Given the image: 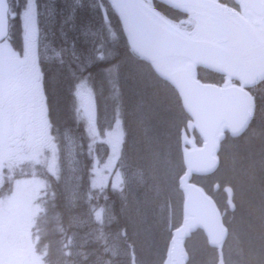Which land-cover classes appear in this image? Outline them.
Masks as SVG:
<instances>
[{
    "label": "trees",
    "instance_id": "obj_1",
    "mask_svg": "<svg viewBox=\"0 0 264 264\" xmlns=\"http://www.w3.org/2000/svg\"><path fill=\"white\" fill-rule=\"evenodd\" d=\"M220 1L236 7L232 0ZM97 3L101 0H83L73 26L63 23L73 0H38L43 90L58 156L55 175L40 166L33 171L45 182L42 210L34 224L36 248L43 253V264H131V258L136 264H156L165 257L158 247L166 245L170 229L179 222L177 178L183 171L179 134L188 116L174 89L129 52L109 6L101 3V8L107 9L102 19V11L95 10ZM23 4L24 0H10L14 10ZM151 5L184 30L193 31L192 21L184 14L155 0ZM19 23L18 19L12 22L11 37L19 32ZM101 54L106 62L94 64L84 75L92 78L97 126L107 127L116 119L122 124L123 140L117 159L122 175L119 190L90 185L93 157L105 152L107 146L88 133L72 95L79 68ZM109 66L114 68V78L101 71ZM197 76L216 84L224 80L222 75L204 68H198ZM249 91L254 97V111L247 128L237 137L225 136L218 152L217 171L198 181L219 207H224L223 199L216 194L220 190L213 194V182H219L218 189L224 181L239 187L241 198L248 201L251 213L257 212L262 222L264 80ZM196 141L200 139L196 137ZM2 182L0 197L9 191L11 179ZM97 208L106 209L99 220L95 217ZM237 233L238 243L230 239V229L224 246L225 264H264L262 235L252 248L240 243ZM215 259L214 249L201 245L188 264H215Z\"/></svg>",
    "mask_w": 264,
    "mask_h": 264
},
{
    "label": "water",
    "instance_id": "obj_2",
    "mask_svg": "<svg viewBox=\"0 0 264 264\" xmlns=\"http://www.w3.org/2000/svg\"><path fill=\"white\" fill-rule=\"evenodd\" d=\"M156 1L192 19L196 31L190 34L173 25L150 0H122L113 12L130 52L175 89L189 116L180 135L182 219L171 231V246L162 264H186L184 240L197 229L208 246L217 248L221 261L227 231L213 198L193 176L214 173L225 134L239 136L252 118L254 98L249 88L264 80V4L233 0L236 10L220 0ZM199 67L221 74L224 80L201 81ZM225 190L230 196V189Z\"/></svg>",
    "mask_w": 264,
    "mask_h": 264
},
{
    "label": "rangeland",
    "instance_id": "obj_3",
    "mask_svg": "<svg viewBox=\"0 0 264 264\" xmlns=\"http://www.w3.org/2000/svg\"><path fill=\"white\" fill-rule=\"evenodd\" d=\"M23 8L24 4L15 11L19 13ZM19 22L22 25L20 19ZM75 107L79 119L83 121L91 137L95 136V141H98L96 138H100L99 141L104 142L107 146L105 152L98 153L96 155L97 158L93 157L91 174L92 187L101 189L110 186L114 189H120L122 186V175L115 168L123 139L120 121L117 119L111 125L99 128L96 124L94 114H92L94 111V102L90 93L79 106L75 100ZM4 125V116L0 115V161L8 159L4 167L9 173L16 172V174H19V177H16L13 182L12 191L8 194L9 197L6 196L0 200V264H43L42 252L36 248L37 235L34 232L33 225L41 210L40 197L44 192V181L34 175L33 171L36 166H40L48 172L56 174L57 146L54 140L50 136H47L44 139L40 138L35 143L32 141L30 144L25 145V147H19L20 151H16L15 155L10 157L7 155L10 146L6 145L7 138L3 132ZM15 144L13 142L12 145ZM24 166L29 168L30 174L23 173L22 169ZM217 183L219 182L217 181ZM221 185V188L228 186L232 190L231 198L227 196L226 192H223V198L221 191L216 192L218 199L220 198L225 201L226 211L224 218L227 222V227L233 232V236L230 239L238 243L235 235V232H238L237 235L241 237L240 243H243L246 247L254 245L259 235H262L264 243V218L260 216L259 218L262 221L260 222L256 217L258 215L257 212L251 213L248 201L241 198L239 187L237 188L230 183L228 184L227 181H224ZM229 201H232V205L230 209H227V203ZM252 209L255 210V208ZM262 209L264 210V208ZM105 211L106 209H98L95 212V217L98 220L101 219ZM166 228L167 225L165 224ZM258 229L259 231H257ZM245 237L247 239L243 242ZM253 238L255 239L254 241ZM201 245H205L204 238H200V235H197V233L193 234L185 244L188 255L191 257V254L195 250L199 251ZM117 247L118 244L115 245L114 251H117ZM164 247L160 244L158 247L159 253L164 251ZM127 255H129L128 252ZM149 263L152 264L153 262ZM161 263L162 259L160 261L158 259L156 264ZM214 263L216 264V259Z\"/></svg>",
    "mask_w": 264,
    "mask_h": 264
},
{
    "label": "flooded vegetation",
    "instance_id": "obj_4",
    "mask_svg": "<svg viewBox=\"0 0 264 264\" xmlns=\"http://www.w3.org/2000/svg\"><path fill=\"white\" fill-rule=\"evenodd\" d=\"M8 42L17 53L6 44L0 53V115L4 116L3 132L7 138L6 145L10 146L7 155L12 157L16 151L19 152V146L24 147L32 141L35 143L40 138L49 136L50 120L40 70L39 57L43 52L40 31L35 48L38 68L34 70L23 59L25 41L22 26L17 35L9 37ZM3 43L5 41L2 40L0 44ZM11 141L17 145H12ZM7 162L8 159L0 161V179L5 174L4 164Z\"/></svg>",
    "mask_w": 264,
    "mask_h": 264
},
{
    "label": "snow or ice",
    "instance_id": "obj_5",
    "mask_svg": "<svg viewBox=\"0 0 264 264\" xmlns=\"http://www.w3.org/2000/svg\"><path fill=\"white\" fill-rule=\"evenodd\" d=\"M122 0H101V3L110 6L114 12L119 8ZM83 0H73V7L69 9L67 15L63 18V23L68 25L76 24V13L79 11L82 6ZM101 3L96 4V11H102V19L104 15L107 14V9L101 8ZM251 4H264V0H252L248 2ZM54 14V10H53ZM40 15L38 0H24V8L17 13L14 9L10 7V0H0V40L5 41V43L0 44V53L3 52V47L6 44L9 49L13 52H16L10 42H8L12 27V22L19 19L22 23L23 29V38L25 41V47L23 51V59L25 63L30 64L32 69H36L37 61L35 57V48L37 43V37L39 34L38 27V17ZM108 23H111L110 17L108 18ZM17 53V52H16ZM20 55V54H19ZM106 62V57L101 54L92 59V61L86 65H83L79 68L80 75L72 84V95L77 101L78 106L82 104L83 100L90 93L94 100L93 88L90 87L91 84V75L85 76L84 73L87 72V69L93 66L96 63L104 64ZM106 73L110 78H114V68L109 66L101 69ZM41 74V73H40Z\"/></svg>",
    "mask_w": 264,
    "mask_h": 264
},
{
    "label": "bare ground",
    "instance_id": "obj_6",
    "mask_svg": "<svg viewBox=\"0 0 264 264\" xmlns=\"http://www.w3.org/2000/svg\"><path fill=\"white\" fill-rule=\"evenodd\" d=\"M45 3V2H44ZM83 6V5H82ZM44 14V13H43ZM42 16V15H41ZM43 21V20H42ZM48 22V21H47ZM43 26V25H42ZM44 28V27H43ZM52 31V30H51ZM49 40V39H48ZM52 40V39H51ZM51 47V46H50ZM73 111V110H72ZM101 111V110H100ZM102 112V111H101ZM109 115V114H108ZM98 118V117H97ZM106 118V117H104ZM109 118V117H108ZM108 124V123H107ZM95 153V152H94ZM126 158V157H125ZM65 165V164H64ZM71 166V165H70ZM77 166V165H76ZM79 166V165H78ZM64 167V166H63ZM73 168V167H72ZM78 168V167H77ZM66 171V170H65ZM78 174V173H77ZM82 175V174H81ZM78 178V177H77ZM213 182V181H212ZM229 184V183H228ZM224 185V184H223ZM237 185V184H236ZM222 186V185H221ZM123 188V187H122ZM234 188V187H233ZM112 191V190H111ZM130 192V191H129ZM119 193V192H118ZM172 205V204H171ZM235 208V207H234ZM98 209V208H97ZM86 210V209H85ZM173 213V212H172ZM241 221V220H240ZM238 226V225H237ZM134 246V245H133ZM126 250V249H125ZM134 250V249H133ZM135 251V250H134ZM122 252V251H121ZM136 256V255H135ZM205 257V256H204ZM137 258V256H136ZM214 260V259H213ZM137 261V260H136ZM140 261V260H139ZM138 261V262H139ZM142 263V262H141ZM140 263V264H141ZM131 264H136L134 258H131Z\"/></svg>",
    "mask_w": 264,
    "mask_h": 264
}]
</instances>
